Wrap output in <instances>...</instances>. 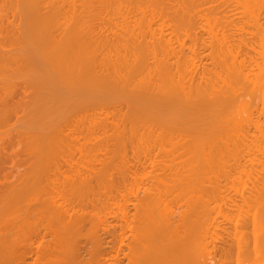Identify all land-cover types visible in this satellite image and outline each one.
<instances>
[{
    "label": "bare ground",
    "instance_id": "1",
    "mask_svg": "<svg viewBox=\"0 0 264 264\" xmlns=\"http://www.w3.org/2000/svg\"><path fill=\"white\" fill-rule=\"evenodd\" d=\"M0 1L27 48L0 70L31 66L37 92L32 163L0 178V264H264V0Z\"/></svg>",
    "mask_w": 264,
    "mask_h": 264
},
{
    "label": "rangeland",
    "instance_id": "2",
    "mask_svg": "<svg viewBox=\"0 0 264 264\" xmlns=\"http://www.w3.org/2000/svg\"><path fill=\"white\" fill-rule=\"evenodd\" d=\"M0 3L3 5V3H2V1H0ZM1 4H0V6H1ZM0 10H2V9H0ZM4 17V16H3ZM5 18L8 20V21H5L4 23V26L5 25H7V26H5L4 28H3V26H0V29L2 28L3 30L5 29V31H7L6 30V28L8 27V22H12L13 21V18H10V16H8V17H6L5 16ZM6 19H4L3 18V21L4 20H6ZM11 20V21H10ZM18 25H19V22L17 23ZM1 25V24H0ZM9 30V29H8ZM11 30V29H10ZM9 30V31H10ZM9 31H8V33H9ZM3 32V31H2ZM11 32L12 31H10V33L9 34H11ZM1 33V32H0ZM204 33V32H203ZM9 34H7V32H3V34L1 33L0 34V40L1 41H3V40H5L4 41V43H0L1 44V47H0V50H2V48H3V50L2 51H4V50H7L6 51V53H5V51H4V53L5 54H7V53H15L16 55H19V53L22 55V53L21 52H23V51H25L27 48H25V50H23V49H19L18 48V45H16V43H13V42H11V40H10V42H8L9 40H7V42H6V39L8 38V36L10 37L11 35H9ZM201 34H202V32H201ZM203 35H205V33L203 34ZM0 41V42H1ZM6 43V44H5ZM8 43L10 44V46H7L8 45ZM3 44H5V46H2ZM13 44V45H12ZM17 44H20L19 42H17ZM24 44V43H23ZM23 44H21V47L23 46ZM17 47H16V46ZM26 45V44H25ZM6 47V48H5ZM25 47H27V46H25ZM5 48V49H4ZM15 48V49H14ZM19 49V50H18ZM23 50V51H22ZM12 51V52H11ZM18 51H20L19 53H18ZM13 53H12V55H13ZM209 52L208 51H206L204 54H208ZM9 55V54H8ZM26 55H28V54H26ZM10 56V55H9ZM206 60V61H205ZM203 62H202V65H203V67H205V68H207V69H209V68H211V62H210V60L209 59H205ZM29 66V65H28ZM1 67V66H0ZM31 67V66H30ZM30 67L28 68V67H23V69H21V68H14L13 69V71L16 69V71H21L20 73L23 75V74H25L26 75V73H30V74H32L31 72V69H30ZM2 68V67H1ZM6 69V68H5ZM7 69H8V67H7ZM10 69L11 68H9V72H10ZM3 70V69H2ZM2 70H0V79L2 80V79H4V80H2V82H0V99L2 100V99H4L3 100V102H1V100H0V105H1V107H0V139L2 140L3 138H4V140H2V142L3 141H7L8 139H7V137L9 138V137H11V138H13V142H12V144L10 143L9 144V141H7L6 143H8L7 145H6V143L4 142V146L2 145L3 143L1 142V140H0V145H2V147H3V151H1L0 152V155H1V157H3V158H0L1 160H0V178H2V176L5 174H7V172H12L11 171V169H12V165L14 166L15 165V168L17 167L18 168V166H21L20 164L22 163L21 162V160H24V159H27V161H26V163L25 162H23L24 164H26L24 167H28L30 164H28V162H30V163H32V159H30V158H32V156L30 157V155H28L29 157H24V151H26L25 149H24V147H25V144L27 143L26 141H27V139H28V137H30V136H33L32 134H35V132H33V129H31L32 127H33V125L32 124H30V126L29 125H27L26 126V124H28V123H23V124H20V123H22V122H24V120H29L28 119V117L30 118L33 114H32V112L36 109V107H30V106H28V104L27 103H29L30 105H32V104H34L33 102H35L34 101V98L32 99V103L30 102L31 101V98H29V100H27L28 99V97L25 95L27 92V95L28 94H30V92L28 91V89L27 88H29L30 89V91H34V87L33 88H31L30 86H28L27 85V83L28 82H26V86H28V87H26V86H24L25 85V83H24V85H22L23 83L22 82H24V81H22V80H24V79H26V81L30 78V75H28L29 77H27V75H26V77H24V75H23V77H22V75L20 74L19 76H14V77H11L12 76V74L13 73H7L6 75L4 74L3 75V73H4V71L2 72ZM12 70V69H11ZM25 70V71H24ZM5 71H7V70H5ZM31 71V72H30ZM15 72V71H14ZM24 72V73H23ZM9 74H11V76L9 75ZM15 74V73H14ZM2 75H3V77H2ZM23 78H21V77ZM15 77H18V78H16L15 79ZM20 77V78H19ZM11 79V80H10ZM10 80V81H9ZM9 82V85H6L8 82ZM7 82V83H6ZM17 82V83H16ZM1 83H3V84H1ZM6 83V84H5ZM22 83V84H21ZM2 85H4V86H6L7 88H5L4 86L2 87ZM11 85V86H10ZM18 85V86H17ZM8 86L11 88H8ZM14 86V87H13ZM24 86V87H23ZM23 87V91H21V89L20 88H22ZM6 89V91H5V89ZM2 89H4V91H2ZM25 91V92H24ZM11 92V93H10ZM17 92V93H16ZM36 91H34V93L33 94H36L35 93ZM2 93V94H1ZM4 93H10V96L7 94L6 95V97H5V94ZM22 93H25V94H22L24 97L26 96V100L23 98V96H21V94ZM14 94V95H13ZM32 93H31V96L33 95ZM2 95V96H1ZM4 95V96H3ZM18 95V96H17ZM8 96V97H7ZM29 96V95H28ZM3 97V98H2ZM22 97V98H21ZM264 99V94L262 93V95H260V94H258V95H255L254 97H252L251 99H250V103H252L253 105H258V108H260V106H261V104H260V102L262 101V99ZM22 99L24 100V101H22ZM10 100V101H9ZM21 100V102H19ZM24 102H27L25 105H24ZM264 102V101H263ZM10 105H9V104ZM19 104V103H22L21 105H20V107H21V109L18 107V105H17V107L20 109V111H19V109H17L16 110V115H14V112H15V108L13 109V111H12V109L11 108H13L14 106H16L15 104ZM4 104L6 105V106H4ZM22 105H24L25 107H27V108H24V106H22ZM4 108H3V107ZM9 106H11V108H9ZM13 106V107H12ZM31 109H30V108ZM9 108V109H8ZM2 109V110H1ZM8 111H7V110ZM23 109H26V110H23ZM33 109V110H32ZM4 110V111H3ZM10 110V111H9ZM30 111V112H28V111ZM11 111H12V114H11ZM4 112H6V116H4L3 115V113ZM19 112V113H18ZM9 113L11 114L10 115V118H9ZM22 113V114H21ZM26 113H28V117L27 116H25L26 115ZM36 113V110L34 111V114ZM2 115V116H1ZM7 115H8V118H5V117H7ZM21 115V116H20ZM23 115V116H22ZM25 116V117H24ZM4 117V118H3ZM17 117V118H16ZM23 117V118H22ZM20 118V119H19ZM2 119V120H1ZM5 121H4V120ZM23 119V120H22ZM31 119V118H30ZM12 120V121H11ZM17 120V121H16ZM4 121V122H3ZM27 122V121H26ZM3 126V127H2ZM18 126V128H16ZM22 127V128H21ZM25 127V128H24ZM31 127V128H30ZM20 128V129H19ZM24 128V130H22ZM28 128V129H27ZM16 129V130H15ZM26 129L28 130V131H26ZM5 130V131H4ZM6 130H7V132H6ZM17 130H19V131H17ZM15 131V132H14ZM22 131V132H21ZM26 131V132H25ZM2 132V133H1ZM24 132V133H23ZM9 133V134H8ZM20 133V134H19ZM22 133V134H21ZM27 133V134H26ZM38 133V132H37ZM2 134V135H1ZM26 134V135H25ZM21 135H23V136H21ZM15 136V137H14ZM28 136V137H27ZM3 137V138H2ZM5 137H6V140H5ZM17 137H19V138H17ZM24 137V138H23ZM27 138V139H26ZM15 139V140H14ZM234 139H235V137H234ZM83 141V140H82ZM21 142V143H20ZM22 142H23V144H22ZM22 146V147H21ZM26 146H27V144H26ZM1 147V146H0ZM17 148H18V150H17ZM21 150H20V149ZM17 151H16V150ZM158 149V148H157ZM23 150V151H22ZM6 151V152H5ZM19 151H20V154H18V155H16V153L15 152H18L19 153ZM94 154L92 153L91 155H85L84 157V159H83V157H81V159L80 158H78L79 157V155H77L76 157V161L77 160H79L78 162H84L83 164L85 165H87V166H91L90 164H87V163H92L93 165H92V167L94 168V167H96V164L97 163H94V158H92V156H93ZM130 155H131V153H130ZM20 156V157H19ZM12 157V158H11ZM17 157V158H16ZM89 157L90 158H92V159H89ZM9 158H11V159H13L12 161H11V159H9ZM30 159V161H29V159ZM21 159V160H20ZM85 159H86V161H85ZM7 162H6V161ZM89 160V161H88ZM94 160V161H93ZM4 161H5V163H4ZM92 161V162H91ZM4 164H3V163ZM13 162H16L15 164L13 163ZM96 162V161H95ZM17 165V166H16ZM8 166V167H7ZM3 167V168H2ZM97 168H98V165H97ZM25 169H27V168H25ZM24 171V170H23ZM3 172V173H2ZM18 172H17V170H14V173H13V175L15 176H19L20 174H17ZM22 173V172H21ZM244 182H248V180H247V178L246 179H244ZM240 185L241 184H238L237 183V181L235 182L234 181V183L232 184V185H230V187H232V189H231V191H230V195L229 196H231V197H235V193L233 194V193H231V192H235V191H233V190H236V189H238V188H240L239 190H243L244 189V187L246 188V187H249V184H247V185H245V186H243V185H241V187H240ZM243 186V187H242ZM123 190V189H122ZM237 191V190H236ZM2 194V193H1ZM0 194V195H1ZM122 194V193H121ZM247 194V193H246ZM234 195V196H233ZM187 198H188V196H187ZM218 200H220V201H218ZM180 203H178L177 204V206H175V204H174V206L173 207H175V208H172L171 207V209L172 210H176V212H178V213H183L184 211L186 212L187 210H188V205L186 204V206L185 205H183V204H185V201H179ZM217 202V203H216ZM219 202V203H218ZM133 203H135V202H133ZM223 202H221V199H217L216 201H215V203H213V204H211V207H213L214 205H216V206H220L218 209H220L221 207L223 208H221L222 209V211H224V206H223V204H222ZM250 203H252V202H250ZM182 205V207L181 208H179L180 206ZM253 207V204H251V205H247V206H245V211L246 210H250L251 208ZM178 209V210H177ZM134 209H132V208H130V215L132 214V213H135L134 211H133ZM115 211V210H114ZM133 215V214H132ZM218 219V218H217ZM221 219V220H220ZM223 219L220 217L218 220H217V223H218V225L220 226V227H218V229H216V233L217 234H220V235H223L222 236V238L225 240V239H227L228 237L226 236V232L224 233H222V231H225V230H223V229H230V227H231V225L229 226V225H227L226 223H225V221H223ZM222 222V223H221ZM221 223V224H220ZM116 224V222H113V225H115ZM229 226V227H228ZM225 227V228H224ZM220 228H222V229H220ZM251 229V228H250ZM219 230V231H218ZM230 231V230H229ZM127 234H126V236L127 235H129L128 234V232H126ZM195 236H197L196 234H194V238H193V236H192V239H194V242L192 243V245L194 244V245H198L199 243H200V241H199V243H198V241L196 242V239H200V238H198V236H197V238H195ZM225 237H227V238H225ZM216 238V237H215ZM225 241H227V240H225ZM228 241H229V239H228ZM227 241V242H228ZM221 241H217L215 244H216V247L217 248H219V246H220V249L219 250H221V247H222V244L220 243ZM128 243V242H127ZM124 250H126L125 251V253L127 252V249H125V248H123ZM113 255V254H112ZM124 263H127V261L126 260H124L123 261Z\"/></svg>",
    "mask_w": 264,
    "mask_h": 264
}]
</instances>
